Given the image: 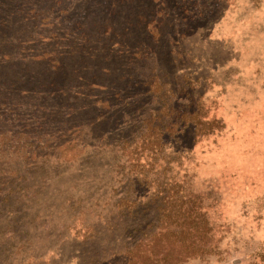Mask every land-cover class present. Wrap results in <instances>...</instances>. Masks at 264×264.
Instances as JSON below:
<instances>
[{"label":"rangeland","instance_id":"374dc122","mask_svg":"<svg viewBox=\"0 0 264 264\" xmlns=\"http://www.w3.org/2000/svg\"><path fill=\"white\" fill-rule=\"evenodd\" d=\"M57 1L0 0L3 99L55 134L0 156L30 187L0 218V264H121L112 204L169 188L202 202L217 245L187 264L252 263L264 251V0H130L108 42L99 0ZM141 14L148 27L135 24ZM12 82L30 101L8 100ZM160 107L217 130L195 138L187 126L152 156L135 127ZM100 117L109 122L92 128ZM138 212L145 223L156 215Z\"/></svg>","mask_w":264,"mask_h":264},{"label":"trees","instance_id":"16d2710c","mask_svg":"<svg viewBox=\"0 0 264 264\" xmlns=\"http://www.w3.org/2000/svg\"><path fill=\"white\" fill-rule=\"evenodd\" d=\"M60 1L57 2L60 3ZM129 1H98L102 8V10H99L102 18L100 36L104 37L107 42L119 39L122 36L121 29L118 31L116 24L119 26L117 22L124 18V11H120L118 5ZM163 11L162 8L159 9L155 16L162 15ZM63 14L65 20L67 13ZM141 20L148 27L149 22L146 21L143 14L136 17L135 24L137 21L141 24ZM74 24H76V21H74ZM129 25L131 26V24ZM6 56L8 55H3V58ZM27 80V78H24V82H27ZM3 87H5V84L0 77V156L13 150H18V152H21V150L31 151L35 147V142L49 144L50 141L47 142L46 138L52 140L55 137L54 132L51 131L50 123L46 125L45 120H41L37 123L38 127L29 124L31 119H23L21 112L30 107L23 105L21 101H16L12 105L8 101H4L6 97L3 99ZM16 87L15 82L6 85V88L9 89L8 100L24 95L23 98L26 97L30 101L32 95L29 97L27 91L23 94ZM163 108L160 107L155 110L156 115L153 120L146 118L138 121L139 125L135 127V132L140 136V145L143 148L150 149L152 156L160 154L168 144L169 139L187 126L192 125L194 127L195 138L208 136L217 130L218 122L216 120L208 121L202 114L197 116L194 112L186 111L183 114L178 112L170 116L172 109ZM109 119L100 117L90 125L92 128L98 127L108 123ZM51 122L56 126L58 121L51 120ZM71 130L76 134L84 131L79 125L74 129L71 128ZM134 142V139L129 142L124 137L122 144L132 145ZM17 173L18 171L10 172V169L0 165V218L3 216L2 213L5 214L4 212L7 210L14 213L15 201H21L20 196L16 199L11 196L19 194L20 189L29 190L30 188L23 187L24 181L17 182V178L24 179L20 175L18 176ZM136 182L137 179H133V183ZM172 190V188H169L165 195L164 191L159 190L149 197L146 195L147 197H144L145 203L132 198H122L112 204L113 209L119 210L116 213L119 222L117 227L120 226L125 234L122 243L124 251L121 253V264H187L198 259L205 260L210 255L217 253V245L213 243L212 228L202 202L195 201L194 196H178ZM140 209H143L146 213L151 211L156 213L152 217L153 221L145 223V221L140 222L136 219L134 215L140 214L141 212H138ZM108 228L113 227L109 226ZM96 264H104V261H98ZM250 264H264V251L258 253Z\"/></svg>","mask_w":264,"mask_h":264}]
</instances>
